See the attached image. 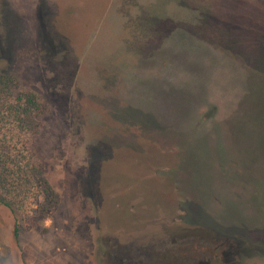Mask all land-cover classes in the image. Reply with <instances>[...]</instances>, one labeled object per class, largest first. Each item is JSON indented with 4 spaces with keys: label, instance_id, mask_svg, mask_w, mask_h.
<instances>
[{
    "label": "rangeland",
    "instance_id": "374dc122",
    "mask_svg": "<svg viewBox=\"0 0 264 264\" xmlns=\"http://www.w3.org/2000/svg\"><path fill=\"white\" fill-rule=\"evenodd\" d=\"M0 72L47 106L36 154L58 197L18 242L0 204V264H192L223 252L188 239L227 232L233 264H264V231L199 200L245 177L264 212V0H0ZM229 126L247 168L214 160Z\"/></svg>",
    "mask_w": 264,
    "mask_h": 264
},
{
    "label": "trees",
    "instance_id": "16d2710c",
    "mask_svg": "<svg viewBox=\"0 0 264 264\" xmlns=\"http://www.w3.org/2000/svg\"><path fill=\"white\" fill-rule=\"evenodd\" d=\"M46 111L41 95L22 89L15 73L0 72V204L13 214L17 242L23 230L47 219L58 202L36 154Z\"/></svg>",
    "mask_w": 264,
    "mask_h": 264
},
{
    "label": "crops",
    "instance_id": "0c3cea01",
    "mask_svg": "<svg viewBox=\"0 0 264 264\" xmlns=\"http://www.w3.org/2000/svg\"><path fill=\"white\" fill-rule=\"evenodd\" d=\"M227 115V114H226ZM226 129L225 136L219 137L218 139L222 140L226 147V149L232 154H220L221 156L214 157L215 161H223L225 159H231L234 160V162L242 168H247L248 164L250 162H253V154L251 152L253 147H250L247 145L244 141V139L240 140L239 138L233 137L231 133L229 132L233 127H225ZM223 132V135H224ZM205 136H209L210 138H214L217 136L216 132V125L211 122L207 124L205 129ZM231 155V156H227ZM264 160V158H263ZM251 167V166H250ZM257 171L264 172V163L261 164V167L255 166ZM253 170V168H252ZM210 192V199L206 197V189L204 187L205 193H203L201 196H199L200 200V206L201 209H204L207 213L214 215V223L211 224H220L223 223L225 225L232 226L234 223L237 222L238 227H243L244 224L246 228H249L248 230L250 232L259 230L264 231V226L262 224L264 212L262 209H258L256 207V203L253 205L251 203L252 194L254 192L258 193L260 192L259 189L254 188V185L248 184L246 181V178L244 177L241 180H228V178L223 177H217L215 178L210 185L207 187ZM203 191L200 190V193ZM205 195V196H203ZM204 200V203L202 202ZM225 204V210L224 215H218V212L220 211V203ZM232 205H229L231 204ZM233 202H236L238 204V207L233 206ZM203 203V204H202ZM233 206V207H232ZM228 209H233L235 211V215H226V213L232 214L230 211L226 212ZM239 213V214H238ZM207 224L206 221L203 220L200 221V224ZM240 223V224H239ZM262 223V224H261ZM239 224V225H238ZM256 224V226H255ZM211 230V229H210ZM217 233V232H214ZM226 234H230L229 232L222 234V236L226 237ZM27 251V250H26ZM29 257V256H28ZM29 264L31 263V259L29 257Z\"/></svg>",
    "mask_w": 264,
    "mask_h": 264
},
{
    "label": "flooded vegetation",
    "instance_id": "af4514ba",
    "mask_svg": "<svg viewBox=\"0 0 264 264\" xmlns=\"http://www.w3.org/2000/svg\"><path fill=\"white\" fill-rule=\"evenodd\" d=\"M190 240L191 244H194V248H199L200 246H202L200 248V250H198V253H205L206 247H216L221 248L223 255L222 257H219V255H217L216 253L212 256H208L207 260H202L203 258H201L200 260L198 258H196L195 255L189 256L186 258V261L188 263H192V264H216L215 260H217V258L221 259L222 262H224V264H233V262H235V255L236 253L239 255H242L240 250L237 249L235 251H229L232 248V244L233 242L230 239H227L224 236H220L217 237L215 235L214 238H206L204 234H198L197 236H194ZM205 246V247H204ZM239 255V256H240ZM199 256H203L199 255ZM205 256V254H204ZM211 257L214 258V262L213 259H211ZM115 255L111 254L109 255V260L111 262V264H116V262L118 261L119 264L120 262H123V259H125V255L120 256V253L118 255V260L115 259ZM110 264V263H109Z\"/></svg>",
    "mask_w": 264,
    "mask_h": 264
}]
</instances>
